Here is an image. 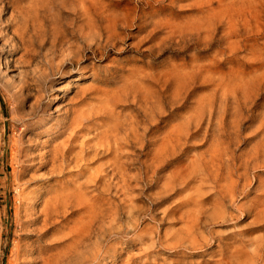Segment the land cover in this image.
Listing matches in <instances>:
<instances>
[{"label":"rangeland","instance_id":"1","mask_svg":"<svg viewBox=\"0 0 264 264\" xmlns=\"http://www.w3.org/2000/svg\"><path fill=\"white\" fill-rule=\"evenodd\" d=\"M79 1L0 0V264H264V0ZM68 44L79 61L37 84ZM71 108L99 113L49 179L37 155L65 142ZM106 121L121 179L93 181L113 155L80 138Z\"/></svg>","mask_w":264,"mask_h":264},{"label":"bare ground","instance_id":"2","mask_svg":"<svg viewBox=\"0 0 264 264\" xmlns=\"http://www.w3.org/2000/svg\"><path fill=\"white\" fill-rule=\"evenodd\" d=\"M65 1V0H64ZM79 1V0H78ZM80 3H81V1H79ZM72 3V2H71ZM74 3V2H73ZM63 4H64V2H63ZM77 4H78V2H77ZM74 5H75V3H74ZM73 6V5H72ZM71 6V7H72ZM78 7V6H77ZM72 8H74V7H72ZM76 9V8H75ZM84 10V9H83ZM76 11H78V10H76ZM76 11H74V12H76ZM98 11V10H97ZM100 11V10H99ZM83 12V11H82ZM85 12V11H84ZM101 12V11H100ZM106 12V11H105ZM77 13V12H76ZM99 12H97V14H98ZM101 15H104V13L102 14L101 13ZM108 15V14H107ZM106 15V16H107ZM112 15V14H111ZM97 16V15H96ZM116 16V15H115ZM99 17H101V16H99ZM113 18H115V17H113ZM73 19V18H72ZM87 19V18H86ZM106 19V18H105ZM92 20V19H91ZM103 20V19H102ZM97 21V20H96ZM108 21H109V19H108ZM108 21H106V22H108ZM45 22V21H44ZM84 22H86V21H84ZM103 22H104V20H103ZM113 22V21H112ZM88 23V25H89V21L87 22ZM116 23V22H115ZM79 24V23H78ZM86 24V23H85ZM101 24H104V23H101ZM110 24V23H109ZM77 25V24H76ZM95 25V24H94ZM105 25V24H104ZM57 26H58V24H57ZM56 26V27H57ZM79 26V25H78ZM92 26V25H91ZM109 26V25H108ZM38 27V26H37ZM84 27V26H83ZM101 27H102V25H101ZM107 27V26H106ZM114 27V26H113ZM35 28V27H34ZM54 28V27H53ZM89 28H90V26H89ZM93 28V27H92ZM105 27H103V29H104ZM78 29V28H77ZM76 29V30H77ZM83 29V28H82ZM101 29V28H100ZM109 30L111 29L110 27L108 28ZM59 30V29H58ZM75 30V29H74ZM95 30V29H94ZM117 30V29H116ZM46 31V30H45ZM64 31V30H63ZM62 31V34L63 33H65V32H63ZM66 31V30H65ZM82 31V30H81ZM98 31V30H97ZM112 31H114V30H112ZM55 31H52V33H54ZM60 32V31H59ZM89 32H90V30H89ZM37 33V32H36ZM73 33H75V32H73ZM82 33V32H81ZM108 33V32H107ZM33 34V33H32ZM46 34V33H45ZM54 34H56V33H54ZM76 34V33H75ZM106 34V33H105ZM50 35V34H49ZM58 35V34H57ZM64 35V34H63ZM72 35H74V34H72ZM41 36V35H40ZM47 36V35H46ZM62 36V35H61ZM66 36V35H65ZM53 37V36H52ZM48 38H50V37H48ZM54 38V37H53ZM71 38V37H70ZM45 39V38H44ZM37 40V39H36ZM35 40V41H36ZM49 40V39H48ZM63 40V39H62ZM61 40V41H62ZM34 41V42H35ZM45 41V40H44ZM64 42H65V40H63ZM101 41H102V39H101ZM108 41V40H107ZM47 42V41H46ZM63 42V43H64ZM94 42V41H93ZM49 43H50V41H49ZM43 44V43H42ZM52 44V43H51ZM50 44V45H51ZM55 44H56V41H55ZM34 45V44H33ZM59 45H60V43H59ZM58 45V46H59ZM69 45V44H68ZM98 45V49L100 48V44H97ZM14 46V45H13ZM43 46H45V44L43 45ZM92 46V45H91ZM41 47V46H40ZM61 47V46H60ZM59 47V48H60ZM83 47H84V45H83ZM56 49V48H55ZM93 49V48H92ZM36 50V49H35ZM95 50V49H94ZM39 52V51H38ZM41 52V51H40ZM81 52V51H80ZM36 53V52H35ZM51 55L50 56H48L47 57V59H46V68L45 69H37L38 70V77L36 76L35 77V79H36V83L37 84H42V82L44 81V80H46L48 77H50V75H52L54 72H58V71H61V78L62 79H64L65 78V75L67 74V72L64 70V66L65 67H67V64H75V61L74 60H76V61H79V57H78V54H77V51H75L70 45L68 46V48H66V49H64L62 52H58V50H52L51 51ZM82 53V52H81ZM80 53V54H81ZM39 54V53H38ZM49 55V54H48ZM41 56V55H40ZM30 60V59H29ZM36 60V59H35ZM39 61V60H38ZM30 63H31V61H29ZM43 62H41V64H42ZM78 63V62H77ZM76 63V64H77ZM32 64V63H31ZM87 66V65H86ZM85 66V67H86ZM38 67H39V65H38ZM41 68V67H40ZM75 68V67H74ZM89 70V69H88ZM91 70V69H90ZM35 71V70H34ZM81 71H83V72H85L86 73V69L84 70H81ZM70 72V71H69ZM75 72V71H74ZM82 72V73H83ZM52 73V74H51ZM93 73V72H92ZM28 74V73H27ZM23 75H24V73H23ZM37 75V74H36ZM82 75V74H81ZM25 76V75H24ZM24 76L22 77L23 79H24ZM69 76V75H68ZM71 76V75H70ZM95 76V75H94ZM93 76V77H94ZM59 78V77H58ZM72 78V77H71ZM85 78V77H84ZM78 79V78H77ZM82 79V78H81ZM55 80V79H54ZM68 80V79H67ZM29 81V80H28ZM28 81H26V82H28ZM33 81V80H32ZM31 81V82H32ZM30 82V81H29ZM63 82V80L62 81H60V80H58L56 83L55 82H53L52 80L51 81H49V86H47V88L49 87V89H47L48 90V92L50 93H52V94H50V99H52V100H54V101H52V102H56L57 100H58V98L60 97L58 94H55L58 90H59V86L57 87V84L58 83H62ZM33 83V82H32ZM45 83L47 84V81H45ZM30 85V84H29ZM66 85H68V84H66ZM39 86V85H38ZM27 87V86H26ZM63 87V86H62ZM69 87V86H68ZM91 87V86H90ZM89 87V88H90ZM93 87H95V86H93ZM39 88H40V86H39ZM38 88V89H39ZM97 88V87H96ZM120 88H121V86H120ZM42 89H43V87H42ZM45 89H46V86H45ZM83 89V88H82ZM99 89V88H98ZM41 90V89H40ZM90 90V89H89ZM21 91H22V89H21ZM37 91H39V90H37ZM88 91V90H87ZM45 92V91H44ZM82 92V91H81ZM101 92V91H100ZM106 91H104V92H102L104 95H106V93H105ZM78 93V92H77ZM82 94V93H81ZM110 94V93H109ZM112 94V93H111ZM113 94H115V93H113ZM118 94V93H117ZM74 95H76V94H74ZM99 95H101V94H99ZM121 95V94H120ZM36 96H38V94L36 95ZM59 96V97H58ZM76 96H78V95H76ZM103 96V95H102ZM101 96V97H102ZM107 96V95H106ZM124 96V95H123ZM112 97V96H111ZM119 97V96H118ZM46 98V97H45ZM69 98V97H68ZM81 98V97H80ZM115 98V97H114ZM134 98H135V96H134ZM36 99V98H35ZM66 99V98H65ZM73 100H74V98H72ZM71 99V100H72ZM105 100H107L106 98H104ZM103 99V100H104ZM37 106H40L41 107V105H43V101H44V97H43V95H39L38 97H37ZM48 100V99H47ZM61 100V99H60ZM69 100V99H68ZM87 100H89V99H87ZM94 100V99H93ZM104 100V101H105ZM110 100V99H109ZM121 100V99H120ZM84 101V100H83ZM82 101V102H83ZM90 101V100H89ZM71 102V101H70ZM81 102V103H82ZM85 102V101H84ZM105 103V102H104ZM109 103V102H108ZM116 103V102H115ZM119 103V102H118ZM74 104H75V102H74ZM77 104V103H76ZM90 104H91V102H90ZM92 104H93V102H92ZM99 104V103H98ZM56 105V104H55ZM61 106V105H60ZM78 107H79V105H77ZM76 106V107H77ZM81 106V105H80ZM82 106H84V105H82ZM81 106V107H82ZM86 106H88V104H86L84 107H86ZM91 106V105H90ZM89 106V107H90ZM99 106V105H98ZM104 106V105H103ZM45 107V106H44ZM67 107V106H66ZM70 107H71V104H70ZM80 107V108H81ZM111 107V106H110ZM36 108H38V107H36ZM97 108V107H96ZM99 108H101V107H99ZM56 109H57V106H56ZM83 109V108H82ZM93 109L94 108H92L91 109V111H88L87 109H83V110H81V109H74V108H71V109H69V111L67 112V115L69 114V113H73L74 114V117L71 119V120H69V122H68V120L66 121V122H68L67 123V130H69V129H71V132L69 133V132H67V133H69L68 134V136H67V138H66V140H64L65 142L62 144V146L61 147H59L60 145H58V147L56 146V147H54L53 149H50V150H47V151H45V152H42V153H38V157H42L43 159L45 158V161H44V163L42 164V167H46L47 165H50L51 164V176L49 177V179L50 178H53V177H61V176H63L64 175V173H65V171H66V169L68 170V169H70L71 167V163L73 162V164L74 163H76L75 165H77V163L79 162L78 160H76V161H73V160H75L76 159V157L75 156H77L78 155V153H77V155H73V153H75L74 152V150H75V148L77 147V145H75L74 143H75V139L77 138V131H79V130H83V125L84 124H86L87 122H90L91 121V119L93 118V116L96 114V113H99V112H94L93 111ZM60 111V110H59ZM96 111V110H95ZM104 115H105V117H107L108 118V116H109V111H108V109L106 108V106H105V108H103V109H101L100 110ZM59 113V112H58ZM65 115H66V113H65ZM65 116V118L64 119H69L70 117H68V116ZM114 116H115V114H114ZM44 117V116H43ZM60 119V118H59ZM109 119H111V118H109ZM116 119V118H115ZM114 119V120H115ZM118 119H119V117H118ZM52 120V119H51ZM54 120V119H53ZM56 120V119H55ZM93 120H94V118H93ZM92 120V121H93ZM113 120V119H112ZM44 121V120H43ZM42 121V122H43ZM111 121V120H110ZM108 122V121H106V122H108V123H106V124H104L103 125V131L100 133V136H99V140H97L96 139V141H99V143H97V144H95V145H93V143L91 144V140L92 139H90L89 137H86V133H84V134H86V135H81L82 136V138H80V140L81 139H83L82 141H81V145H80V147H81V149H82V151H83V153L85 152V153H87L88 154V151H90L91 149L90 148H94V149H96L95 151V153H96V155L98 156L100 153H101V151H99V149H103V152H102V154H105L104 156H102L101 158H103V157H109V156H111V155H113V159L111 160V161H108V163L107 164H105V165H107L108 166V164L109 165H111L110 167H111V170L109 171L110 173H108V172H104V169H103V167L101 166V168L98 170L99 172L97 173L96 172V169H95V174L97 173V175L96 176H93L92 178L94 179L93 181H102L105 177H107V179H108V176L110 177V178H114V179H116L117 177L118 178H120L121 179V159H122V157H121V159H119V154L121 153V148H122V145H123V143L121 142V135H119V133H118V125H120V124H118V123H114L115 125L113 126V127H110V125H112L111 124V122ZM124 121V120H123ZM61 122V121H60ZM59 122V123H60ZM117 122V121H116ZM120 122V121H119ZM40 124V123H39ZM53 124V123H52ZM51 124V125H52ZM62 124V123H61ZM131 124V123H130ZM129 124V125H130ZM57 125V124H56ZM127 125V124H126ZM137 125V124H136ZM40 126V125H39ZM55 126V125H54ZM125 126V125H124ZM51 127V126H50ZM49 127V128H50ZM66 127V126H65ZM127 127V126H126ZM129 127V126H128ZM134 127V126H133ZM59 128V127H58ZM96 128H98V127H96ZM102 128V127H101ZM100 128V129H101ZM99 129V128H98ZM99 129V130H100ZM120 129V128H119ZM49 130V129H48ZM55 130H56V128H55ZM123 130H125V128H123ZM130 130V129H129ZM128 130V131H129ZM134 131V132H133ZM132 132H133V134H132V136H134L135 138H136V140L137 139H139V138H137L138 136H136V134L135 133H138L137 131H136V128L133 130ZM80 132V131H79ZM82 132V131H81ZM122 132H124V131H122ZM42 133V132H41ZM62 133H65V132H62ZM45 134V133H44ZM52 134V133H51ZM19 135V134H18ZM67 135V134H66ZM94 135V134H93ZM125 135H128V134H125ZM138 135V134H137ZM40 136V135H39ZM58 136V135H57ZM96 138V137H95ZM128 138V137H127ZM134 138V139H135ZM36 139V138H35ZM131 139H133L132 137H131ZM134 139H133V141H134ZM78 140H79V138H78ZM94 140V139H93ZM20 141V140H19ZM38 141V140H37ZM42 141V140H41ZM131 141V140H130ZM18 142V141H17ZM94 142V141H93ZM137 142V141H136ZM36 143V142H35ZM125 143V142H124ZM130 143V142H129ZM169 143V139H168V137L167 138H165L164 140H163V142L161 143V146H162V149H161V151H165L166 149H168L167 147H168V144ZM39 144H40V142H39ZM91 144V145H90ZM15 145V144H14ZM17 145V144H16ZM23 145V144H22ZM130 145V144H129ZM20 146V145H19ZM79 146V145H78ZM15 147V146H14ZM21 147V146H20ZM38 147H40V146H38ZM37 147V148H38ZM47 147V146H46ZM80 147H78V148H80ZM19 148V147H18ZM51 148V147H50ZM12 149H13V147H12ZM16 149V148H15ZM27 149V148H26ZM29 149V148H28ZM81 149H80V152H81ZM90 149V150H89ZM124 149V148H123ZM33 150V149H32ZM35 150V149H34ZM93 150V149H92ZM26 151V150H25ZM76 151H77V148H76ZM27 152V151H26ZM33 152V151H32ZM79 152V151H78ZM29 153H31V152H29ZM82 153V154H83ZM95 153H94V155H95ZM21 154V153H20ZM35 154H36V152H35ZM89 154H90V152H89ZM88 154V155H89ZM15 155V154H14ZM31 155H33V154H31ZM81 155V154H80ZM79 155V157H81ZM95 155V156H96ZM25 156V155H24ZM48 156H49V159H48ZM20 157V156H19ZM28 157H29V154H28ZM73 157H75V159H73ZM90 157H93L92 155L90 156ZM47 158V159H46ZM34 160V159H33ZM32 160V161H33ZM40 160V159H39ZM80 160V159H79ZM83 160V159H82ZM81 160V161H82ZM89 161V159H88V156H87V158L86 159H84L83 161L84 162H86V161ZM92 160V159H91ZM94 160V159H93ZM163 159H161V158H157L156 159V161L157 162H159V163H161V161H162ZM102 161V160H101ZM104 161V160H103ZM97 163H99V161H96ZM95 162V163H96ZM123 162V161H122ZM88 163V162H87ZM91 163V162H90ZM86 164V163H85ZM89 164V163H88ZM93 164V163H92ZM104 164V163H103ZM123 164V163H122ZM36 165V164H35ZM38 165V164H37ZM80 165H81V163H80ZM90 165V164H89ZM100 165H101V163H100ZM99 165V166H100ZM29 166V165H28ZM39 166V165H38ZM27 167V166H26ZM31 167V166H30ZM74 167V166H73ZM78 167V166H77ZM80 167H82V166H80ZM86 167H88V165L86 166ZM47 168V167H46ZM76 168V167H75ZM74 168V169H75ZM97 168V167H96ZM109 168V167H108ZM34 169V168H33ZM77 169V168H76ZM75 169V170H76ZM79 170V169H78ZM108 170V169H107ZM69 171V170H68ZM83 171V170H82ZM106 171V170H105ZM67 172V171H66ZM102 172H104V173H102ZM69 173V172H68ZM73 173V172H72ZM79 173V172H78ZM50 174V173H49ZM48 174V175H49ZM54 174V175H53ZM94 174V175H95ZM47 175V176H48ZM71 175V174H70ZM92 175V174H91ZM91 175H89V176H91ZM111 175V176H110ZM69 176V175H68ZM89 178V177H88ZM87 178V179H88ZM90 179V178H89ZM88 179V180H89ZM87 180V181H88ZM105 181V180H104ZM117 181V180H116ZM118 181H119V179H118ZM88 183V182H87ZM108 183V182H107ZM91 184H92V181H91ZM97 184V183H96ZM95 184V185H96ZM101 184V183H100ZM106 184V183H105ZM230 185H232L233 186V184L231 183ZM102 186H104V185H102ZM230 187V186H229ZM234 187V186H233ZM231 189H232V187H230ZM229 188V189H230ZM102 189V188H101ZM37 192V191H36ZM226 193V192H225ZM232 193V192H231ZM230 193V194H231ZM224 197V196H223ZM33 198V197H32ZM35 200V199H34ZM31 201V200H30ZM30 207H31V205H30ZM115 211V210H114ZM114 213V212H113ZM44 214V213H43ZM212 215V214H211ZM221 216V215H220ZM101 220H103V219H101ZM105 222V221H104ZM102 225V224H101ZM102 227V226H101ZM98 228H100V227H98ZM103 228V227H102ZM97 229V228H96ZM111 229H109V231H110ZM105 234V233H104ZM102 235V234H101ZM191 239V238H190ZM98 242V241H97ZM97 257V256H96ZM12 262V261H11ZM14 263V262H13Z\"/></svg>","mask_w":264,"mask_h":264}]
</instances>
